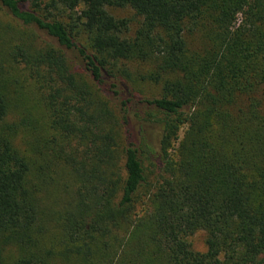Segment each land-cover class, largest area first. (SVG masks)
<instances>
[{
  "label": "trees",
  "instance_id": "obj_1",
  "mask_svg": "<svg viewBox=\"0 0 264 264\" xmlns=\"http://www.w3.org/2000/svg\"><path fill=\"white\" fill-rule=\"evenodd\" d=\"M1 13L0 264H264V0Z\"/></svg>",
  "mask_w": 264,
  "mask_h": 264
},
{
  "label": "rangeland",
  "instance_id": "obj_2",
  "mask_svg": "<svg viewBox=\"0 0 264 264\" xmlns=\"http://www.w3.org/2000/svg\"><path fill=\"white\" fill-rule=\"evenodd\" d=\"M111 12L115 14L117 17H126V18H131L134 16V12L131 9H111ZM0 21L3 22L4 26H7V23L9 22L8 17L6 15H0ZM2 25V26H3ZM145 94L148 95H155L159 96L160 95V86H152V85H145ZM184 134V129L180 133V137H182ZM178 147V143H175L173 146L172 152L174 153L176 148ZM206 238V233L204 231H199L197 232L191 239L194 242V247L197 250H204L205 245L204 241Z\"/></svg>",
  "mask_w": 264,
  "mask_h": 264
}]
</instances>
